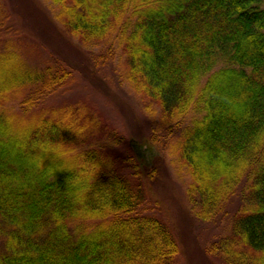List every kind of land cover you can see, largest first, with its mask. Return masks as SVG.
Wrapping results in <instances>:
<instances>
[{
  "label": "trees",
  "instance_id": "trees-1",
  "mask_svg": "<svg viewBox=\"0 0 264 264\" xmlns=\"http://www.w3.org/2000/svg\"><path fill=\"white\" fill-rule=\"evenodd\" d=\"M54 1L66 33L109 40L102 58L123 48L126 82L158 106L155 118L146 104L141 143L177 151L194 218L230 217L207 252L264 264V0ZM64 62L37 68L0 48V264H177V234L150 191L162 155L142 163L132 138L100 129L81 102L43 103L75 80Z\"/></svg>",
  "mask_w": 264,
  "mask_h": 264
},
{
  "label": "rangeland",
  "instance_id": "rangeland-1",
  "mask_svg": "<svg viewBox=\"0 0 264 264\" xmlns=\"http://www.w3.org/2000/svg\"><path fill=\"white\" fill-rule=\"evenodd\" d=\"M58 11V3L54 0H0V22L10 25L0 30V48L11 44L27 64L37 68L64 60L65 64L72 65L75 80L71 86L59 90L51 101L43 103L60 104V107L81 102L84 108H74L77 107L81 115H96L100 129L114 123L127 138H132L131 148L142 163L150 165L156 154L162 155L160 173L150 191L168 212L177 234V264H226L219 256L209 254L207 248L214 240L231 234L230 217L221 211L214 221L202 222L194 218L185 198L190 177L181 166L177 151L168 146L158 150L148 143H141V135L148 133L152 121L146 104L155 107V118L158 117V106L126 82L127 60L123 48L115 44L112 58H102L106 49L104 44L109 40L81 42L66 33ZM102 60L106 63L102 64ZM238 204L239 198L233 196L225 209L229 213Z\"/></svg>",
  "mask_w": 264,
  "mask_h": 264
},
{
  "label": "clouds",
  "instance_id": "clouds-1",
  "mask_svg": "<svg viewBox=\"0 0 264 264\" xmlns=\"http://www.w3.org/2000/svg\"><path fill=\"white\" fill-rule=\"evenodd\" d=\"M38 149H39L42 153H44V154H47V153L51 152L50 150L46 151L45 148L42 147V146H41V147H38ZM51 153H52V152H51ZM41 156H42V155H36V156H33V159H34V160L39 159V160H40V163H39L38 167H41V168H42V160H43V159H40Z\"/></svg>",
  "mask_w": 264,
  "mask_h": 264
}]
</instances>
